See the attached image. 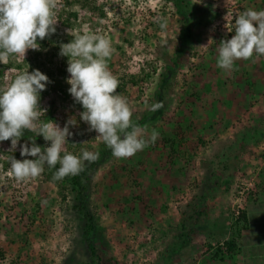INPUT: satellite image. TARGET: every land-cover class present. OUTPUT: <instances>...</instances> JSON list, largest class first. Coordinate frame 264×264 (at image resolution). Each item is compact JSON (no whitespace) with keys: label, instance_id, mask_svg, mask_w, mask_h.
<instances>
[{"label":"rangeland","instance_id":"obj_1","mask_svg":"<svg viewBox=\"0 0 264 264\" xmlns=\"http://www.w3.org/2000/svg\"><path fill=\"white\" fill-rule=\"evenodd\" d=\"M58 3L54 39L38 38L40 50H28L25 60L0 61V89L19 73L40 70L51 81L41 93L42 121L61 128L76 123L65 151L88 150L98 159L86 162L80 202L47 166L40 177L18 181L11 157H32H21L19 145L9 151L10 140L0 142V264H264V55L236 61L228 71L217 65L236 15L264 10V0H182L201 23H191L176 64L182 23L172 0ZM86 31L110 39L108 68L133 117L149 111L165 78L161 112L140 125L159 137L130 158L114 157L88 131L82 106L68 92L60 45ZM241 208L248 219L238 251L211 256Z\"/></svg>","mask_w":264,"mask_h":264},{"label":"clouds","instance_id":"obj_2","mask_svg":"<svg viewBox=\"0 0 264 264\" xmlns=\"http://www.w3.org/2000/svg\"><path fill=\"white\" fill-rule=\"evenodd\" d=\"M58 0H0V61L15 55L25 60L28 50H40V41L56 32ZM162 29L167 22H161ZM114 49L104 35L84 32L70 42L60 45L59 55L68 58V92L83 111L79 117L95 131L116 158H130L150 144H155L159 132L148 134L146 127L133 122V111L126 97L118 93L119 80L108 68ZM264 55V10H245L235 17L234 35L220 41L217 65L232 70L236 61ZM51 83L49 77L36 69L16 75L11 84L0 89V142L11 141L9 151L20 147L21 157H11L10 169L18 181L35 179L45 166L59 168L54 180L75 176L93 163L98 154L84 150L77 156L65 151L68 137L73 133L69 120L63 128L44 122L41 117L47 109L41 107V93ZM163 107V102L150 106L151 111ZM25 130L42 136L50 146L41 148L36 141L19 144ZM61 153H64L61 155Z\"/></svg>","mask_w":264,"mask_h":264},{"label":"trees","instance_id":"obj_3","mask_svg":"<svg viewBox=\"0 0 264 264\" xmlns=\"http://www.w3.org/2000/svg\"><path fill=\"white\" fill-rule=\"evenodd\" d=\"M67 1V0H66ZM80 1V3L82 5H84V0H77ZM172 3L175 7V10L181 15V31H182V36L180 37V44L177 46L176 51L174 53V56L172 58V63L176 64L177 63V59L179 54L181 53L182 49H183V44L185 43L187 37L191 34V23H195V24H199L201 23V16H199L198 14H196V12L194 10H190L189 7L187 6L188 4L182 3V0H172ZM62 6V3L59 4V7ZM52 39H54V35L52 34L49 38H46V41H51ZM44 41V40H43ZM163 77V76H162ZM165 77V76H164ZM165 78H163L162 80L160 79V82L157 85V89L154 93L155 95V101L154 103H158L160 102V97L162 95V88H161V81H163ZM161 112V108L156 110V111H146L142 114V116L140 118H136V117H132L133 122L138 124V125H143L146 121L150 120L151 118H153L155 115H157L158 113ZM29 139H33L36 141V144L39 145L41 148H43L41 146V142L38 140V138L30 131H26L24 132V135L21 137L20 141L25 144L27 143L29 146H31V141ZM59 164L56 166V168H52L50 169L52 171V173L54 174L55 171L59 168ZM86 174V169H84V171H82L80 174L75 175V176H67L63 179H61V181L63 183H65L67 186H73L76 191V197L79 199L80 202H82V197L80 194V189L83 188L81 181L85 180L86 176L81 179V177L83 175ZM84 208V205H79V209L82 210L83 214L88 218L89 222H88V228H93V224L90 221V215L88 214V212L86 211V209H82ZM247 214L245 212L244 209H239L237 211V213L235 214V216L230 220V222L228 223V234L226 235L225 238L221 239V240H217L216 244L214 245V249L213 252L211 254V256H215V255H229L232 256L234 253H236L239 249L238 246V240L240 238L241 235V229L245 227V225L247 224ZM89 229L84 228L83 233L87 232ZM87 235V233H86ZM88 240V247L90 249V251H92L93 253L95 252V246L93 245V242L91 240V237L86 238Z\"/></svg>","mask_w":264,"mask_h":264}]
</instances>
